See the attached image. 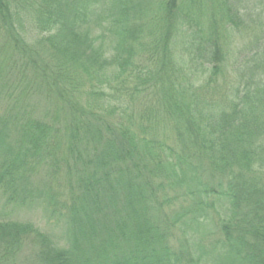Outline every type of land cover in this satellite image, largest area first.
Returning <instances> with one entry per match:
<instances>
[{
	"label": "trees",
	"instance_id": "1",
	"mask_svg": "<svg viewBox=\"0 0 264 264\" xmlns=\"http://www.w3.org/2000/svg\"><path fill=\"white\" fill-rule=\"evenodd\" d=\"M0 105V264H264V0H0Z\"/></svg>",
	"mask_w": 264,
	"mask_h": 264
},
{
	"label": "rangeland",
	"instance_id": "2",
	"mask_svg": "<svg viewBox=\"0 0 264 264\" xmlns=\"http://www.w3.org/2000/svg\"><path fill=\"white\" fill-rule=\"evenodd\" d=\"M235 45L239 43L236 41ZM249 63V62H248ZM247 68L243 70V76L247 75L249 79V74L251 72L250 68L252 64H244ZM33 101V100H32ZM3 107L0 105V115L3 114ZM35 183H38L35 181ZM0 220H11L17 222L29 223L35 228L49 233L56 240L63 238V234L66 230L65 219L52 216L49 212L44 211L41 204L38 202H27L25 205H16L6 203L5 197L0 193ZM207 225L199 234H203L202 244L204 248L209 250L218 241V234L214 223L209 221ZM31 250L27 248L24 250L19 258L20 264H34L30 261Z\"/></svg>",
	"mask_w": 264,
	"mask_h": 264
}]
</instances>
